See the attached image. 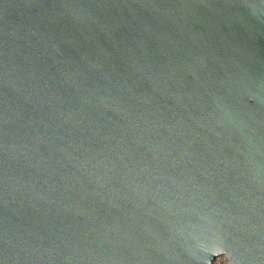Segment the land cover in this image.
Masks as SVG:
<instances>
[{"label":"water","instance_id":"1","mask_svg":"<svg viewBox=\"0 0 264 264\" xmlns=\"http://www.w3.org/2000/svg\"><path fill=\"white\" fill-rule=\"evenodd\" d=\"M264 264V0H0V264Z\"/></svg>","mask_w":264,"mask_h":264},{"label":"bare ground","instance_id":"2","mask_svg":"<svg viewBox=\"0 0 264 264\" xmlns=\"http://www.w3.org/2000/svg\"><path fill=\"white\" fill-rule=\"evenodd\" d=\"M214 263L227 264V260L223 256H219Z\"/></svg>","mask_w":264,"mask_h":264},{"label":"rangeland","instance_id":"3","mask_svg":"<svg viewBox=\"0 0 264 264\" xmlns=\"http://www.w3.org/2000/svg\"><path fill=\"white\" fill-rule=\"evenodd\" d=\"M213 264H218V263H213Z\"/></svg>","mask_w":264,"mask_h":264}]
</instances>
